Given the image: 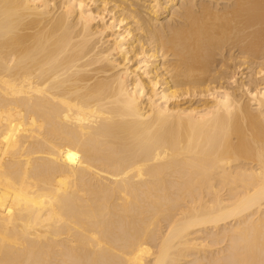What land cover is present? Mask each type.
<instances>
[{
  "label": "bare ground",
  "instance_id": "bare-ground-1",
  "mask_svg": "<svg viewBox=\"0 0 264 264\" xmlns=\"http://www.w3.org/2000/svg\"><path fill=\"white\" fill-rule=\"evenodd\" d=\"M0 264H264V0H0Z\"/></svg>",
  "mask_w": 264,
  "mask_h": 264
}]
</instances>
